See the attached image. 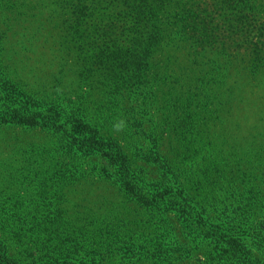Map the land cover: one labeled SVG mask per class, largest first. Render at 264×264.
<instances>
[{
	"label": "rangeland",
	"instance_id": "obj_1",
	"mask_svg": "<svg viewBox=\"0 0 264 264\" xmlns=\"http://www.w3.org/2000/svg\"><path fill=\"white\" fill-rule=\"evenodd\" d=\"M51 11L46 2L37 0L22 11L18 21L9 23L8 30L0 25L1 32L7 31L0 39V79L5 70V80L14 85L2 89L10 86L0 83V115L5 111L4 99L21 113L23 109L28 115L42 113L30 128L19 122L0 126V219L16 215L14 220L1 219L0 236L7 237L4 229L8 226L21 228L15 237H7L9 247L17 251L33 247L43 235L35 217L57 214L63 223L96 229L91 236L80 234L72 242L89 247L88 264H146L152 251H142L139 242L135 244L144 233L141 221L146 214L141 210L118 201L101 186L65 188L66 180L77 178L71 167L82 166L84 176L88 173H83L84 168L113 170L105 168L99 155L78 157L81 151L76 148L72 151L78 154L68 155L63 144L66 138L53 129L51 121L43 123L46 116L54 117L55 109L60 113L80 109L79 115L101 139H114L130 157L136 155L132 166L147 172L146 181L163 183L159 162L164 157L175 168V184L183 185L189 199L199 201L200 193L188 182L201 180V191L210 194L206 203H199L204 211L213 214L227 208L228 217H234L229 206L240 192L239 170L257 175V156L264 165V0L239 2L232 10L220 6L208 20L211 29L206 44L199 45L200 49L189 43L178 49L171 46L176 52L173 57L163 56L169 63L157 58L159 70L151 73V79L145 73L146 85L140 87H131L134 81L121 87L125 74L119 67L112 70L116 76L99 82L97 72L84 74L63 19L49 17ZM166 51L170 53L169 48ZM157 150L161 157L145 161ZM243 151L252 152L249 166L241 161ZM113 206L117 211L112 213ZM246 211L254 213L251 220L264 223L261 204ZM53 218H46L47 234ZM168 219L172 224L167 223L165 231L173 227L177 237L164 240L167 258L159 254L155 263L200 264L204 248L194 252V244L173 215ZM96 231L98 236L93 237ZM55 242L47 243L46 252L47 247L52 251Z\"/></svg>",
	"mask_w": 264,
	"mask_h": 264
},
{
	"label": "trees",
	"instance_id": "obj_2",
	"mask_svg": "<svg viewBox=\"0 0 264 264\" xmlns=\"http://www.w3.org/2000/svg\"><path fill=\"white\" fill-rule=\"evenodd\" d=\"M35 1L37 0H0V25L8 30L9 23L18 21V16L24 15L22 11L28 10ZM39 1L43 4L46 2V7L53 9L49 17L63 19L65 32L83 63L84 74L97 72L98 75L95 76L99 82L103 78L111 79L116 76L112 70L119 67V72L125 74L121 87L124 84L129 86L131 81H134L130 84L131 87H140L146 85L145 73H148L151 79V73H157L159 70L156 69L157 58H164V55L173 57L176 52L172 51L171 46L178 49L183 43H189L190 47L195 44L196 48L200 49L199 45L206 44L211 29L208 20L220 6L221 9L232 10L239 2L246 4L250 0ZM210 7L212 8L209 9ZM241 18L247 17L246 15L238 17L240 20ZM236 23L239 24L238 21ZM5 30L2 32L0 30V39L5 38L4 34L7 32ZM167 48L170 53L166 51ZM168 63L169 61L165 59V65ZM1 73L3 77L0 83L10 86L2 89H12L14 85L5 80V70ZM117 80L121 81L122 78L117 77ZM4 104L5 111L2 116L0 115V126L4 124L12 126L19 122L18 124L23 127L30 128L37 124L36 117L42 115V113L28 115L25 109L21 113L14 107L16 105L10 104L7 99H4ZM79 112L80 109H71L60 113L55 109L54 117L46 116L43 123L51 121L53 129L60 131L66 138L63 144L70 152L68 155L78 154V151H72L74 148L81 151L78 157L85 154L99 155L105 161V168L113 172L107 173L91 167L82 170L83 173L88 172L84 176L80 174L82 166L71 167L70 170L77 173V178L66 180L65 188L70 191L78 185L101 186L118 201H125L126 205L130 204L146 214V218L141 221L144 233L135 240V244L139 242L136 245L142 251L152 250L146 264L150 262L157 264L155 261L158 260L159 254L164 253V258H167L163 242L167 238L177 237L173 227L169 228L168 233L165 231L166 225L172 224L169 223V214L173 215L179 228L187 234L191 244H194V252L204 248L201 252L205 258L199 261L200 264H264V223L251 220L250 216L254 213L246 211L260 204L264 211V204L261 203V198L264 200V165L259 156H257L259 162L254 168L257 175L247 170H239L240 192L235 193L237 196L229 206L233 209L230 213L234 217H228L225 213L227 208H223L222 212L206 213L204 207L199 204L206 203L210 197L208 192L203 189L201 191L203 181L193 179L192 183L188 182L194 191L200 193L199 201L189 199L183 185L175 184L178 182L173 172L175 168L160 156L158 150L150 152L153 157L145 161L154 162L161 157L159 169L163 183L146 181L149 178L147 172L141 167L132 166L137 159L136 155L133 153L134 156L130 157L127 151H124V147L114 139H101L99 132L79 115ZM12 118L17 122L9 121ZM251 153L242 152L241 161L245 166L251 163L249 157ZM211 165H208V169L215 175L216 172L212 170ZM68 175L74 176L72 172ZM201 176L199 172L198 177ZM169 180L173 182L169 183ZM254 180L256 184L253 183ZM72 182L75 183L71 186ZM116 211L113 206L112 213ZM245 215L248 216L243 217ZM15 216H3L1 219L14 220L12 217ZM50 216L54 217L53 225L49 227L47 234L46 218ZM50 216L35 217L38 225H41L43 235L39 236L38 243L34 242L33 247L30 245L27 249L17 251L16 247H9L7 237H15L21 228L18 225L14 228L6 227L4 234L7 237L5 238L3 234L0 236V264H88L86 257L90 255L89 247L85 245L78 247L76 242L74 244L72 242L76 241L80 234L91 236L96 229L87 225L78 226L76 223L73 226L67 222L68 219L64 221L67 223H63L57 214ZM97 236L98 231L93 237ZM54 241L56 242L52 251L47 247L46 252V245ZM131 249L133 248L128 250ZM215 251L218 252L216 256ZM254 251L257 252L256 255Z\"/></svg>",
	"mask_w": 264,
	"mask_h": 264
}]
</instances>
